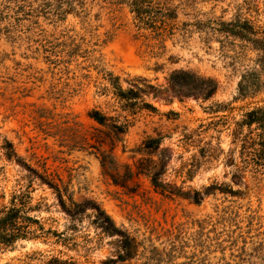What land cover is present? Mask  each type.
Wrapping results in <instances>:
<instances>
[{"label":"rangeland","instance_id":"1","mask_svg":"<svg viewBox=\"0 0 264 264\" xmlns=\"http://www.w3.org/2000/svg\"><path fill=\"white\" fill-rule=\"evenodd\" d=\"M104 6L89 5L85 21L73 15L33 19L31 4H25L20 20L0 17V214L16 197L38 221L30 224L33 239L0 244V264H56L55 258L102 264L115 257L123 239L96 227L97 207L139 245L136 259L118 264H143L151 245L167 247L166 230L184 226L194 232L191 223L224 209L239 215L234 219L247 245L198 246V257L205 258L199 264H264V176L257 178L253 167L244 166L240 142L241 134L250 132L241 125L246 114L264 106V88L247 98L238 93L257 54L215 32L220 21L240 17L264 38V0H184L174 36L159 58L134 37L127 5ZM197 20L208 22L205 32L198 31ZM113 25L115 37L103 44ZM70 36L90 45L100 41L96 48L104 68L124 89L140 93L132 109L123 108L95 70L73 64L52 72L37 47H54ZM179 70L213 78L216 94L206 102L183 96L170 80ZM93 110L111 120L99 125L89 117ZM125 124L127 131L117 132L116 126ZM159 136V149L145 148L149 138ZM6 140L17 153L12 160L5 156ZM100 147L114 156L121 173L129 167L133 179L122 183L119 177L115 184L97 154ZM159 171L163 185L155 189L149 173ZM48 181L59 186L64 203ZM195 192L202 194L200 203ZM85 206L90 209L83 213ZM165 259L186 261L168 253Z\"/></svg>","mask_w":264,"mask_h":264},{"label":"trees","instance_id":"2","mask_svg":"<svg viewBox=\"0 0 264 264\" xmlns=\"http://www.w3.org/2000/svg\"><path fill=\"white\" fill-rule=\"evenodd\" d=\"M198 1L200 0H187V2L195 4ZM182 3L184 0H1L0 17L2 19L13 17V21L20 20L25 14V4H31L32 9L29 12L33 13V19L65 20L68 16L73 15L85 21L89 14V5L101 7L107 5L113 10L115 7L125 4L129 7L132 15L134 37L143 41L146 51L151 57L159 58L167 51L166 42L174 36V23L179 18V6ZM21 11L24 14H20ZM206 25L208 22L202 20H197L195 24L199 32H205ZM114 26H111V30L105 34L106 39L103 40V44L111 42L115 37ZM215 32L226 36L228 39H233V44L236 47L235 42L239 41L257 54L256 59L253 60L254 66L246 70L241 76L238 93L240 97L247 98L250 94L260 92L264 88V38L258 36L250 21L240 17L231 21H220ZM96 37L98 39V36ZM99 42L98 40L90 45L84 37L77 39V37L70 36L64 41L57 42L54 47L40 44L37 51L38 54L44 55V60L53 73L68 70L73 64L80 70L92 69L97 71L107 82L114 96L123 104V108L132 109L139 102L140 93L135 89H124L120 83V78L104 68L103 55L96 48L99 46ZM220 43L222 45V42ZM168 61H173V58L170 57ZM157 67L162 69L164 65L157 64ZM170 80L173 85L181 89L180 93L183 96H191L204 102L209 101L218 90V82L213 78H200L184 70L174 71ZM89 117L99 125H106L111 120L98 110L91 111ZM241 125L250 129L249 133L241 134L240 137L244 166L253 167L257 178H259L264 176V106L248 112ZM127 128L126 124L116 126L117 132L122 134L127 131ZM6 142L10 150L6 152L5 156L8 160H12L17 157V153L13 144L8 140ZM161 143L162 137L159 136L149 138L144 146L149 150H157ZM97 154L100 156L102 166L104 169L106 168L115 184H119L117 180L119 177L123 179L122 183L133 179L134 173L129 167H126L124 173H121V167L110 152L100 147ZM161 174L160 171L149 173L155 189H159L163 185L160 181ZM45 183L57 192L62 203H64L59 186L54 182ZM27 195V198L31 199L30 195ZM193 199L195 203H200L202 200L201 192H195ZM28 209H30L28 206L14 197L11 201V207L0 214L1 245L12 247L19 241L33 239L34 232H32L30 224L38 223V221L28 216L26 213ZM88 209L90 208L85 206L83 213ZM95 209L99 211L94 220L96 227L105 236L123 239L119 240L120 246H116L115 257L108 258L102 264H118L136 259L139 253V245L136 239L122 232L115 221L100 207ZM216 216L191 223L194 225V232H188V227L185 230L184 226L166 230L164 236L166 241L163 246L167 247L160 250L155 247L156 245H151L153 246L152 249L146 250L150 257L146 258L143 264H199L204 262L205 258L198 257V246H233L234 248L240 246L239 243H243L244 246L247 245V239L244 237L245 232L241 231L240 223H237L239 215L236 212H228L226 209L218 210ZM236 230H240L237 235ZM188 248L193 251H187ZM167 253L174 254L176 258L183 257L186 261L179 263L174 262V259L166 260ZM221 253L223 252L221 251ZM205 254L203 253V255ZM54 262L56 264H78L74 260L59 258H55Z\"/></svg>","mask_w":264,"mask_h":264}]
</instances>
